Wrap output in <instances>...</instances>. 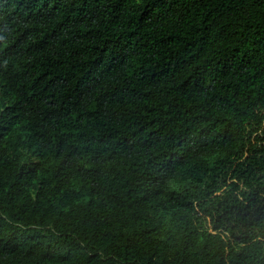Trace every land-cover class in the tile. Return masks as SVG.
I'll list each match as a JSON object with an SVG mask.
<instances>
[{
  "label": "trees",
  "instance_id": "16d2710c",
  "mask_svg": "<svg viewBox=\"0 0 264 264\" xmlns=\"http://www.w3.org/2000/svg\"><path fill=\"white\" fill-rule=\"evenodd\" d=\"M0 264H264V0H0Z\"/></svg>",
  "mask_w": 264,
  "mask_h": 264
},
{
  "label": "rangeland",
  "instance_id": "374dc122",
  "mask_svg": "<svg viewBox=\"0 0 264 264\" xmlns=\"http://www.w3.org/2000/svg\"><path fill=\"white\" fill-rule=\"evenodd\" d=\"M232 181L231 180H229V182H228V184L227 185H225L224 187H223V189H222V191L223 190H226V191H231V189H230V183H231ZM245 187L242 185V183H241V191L244 189ZM237 191H235V193H236ZM210 227L211 228H213V224H210Z\"/></svg>",
  "mask_w": 264,
  "mask_h": 264
}]
</instances>
